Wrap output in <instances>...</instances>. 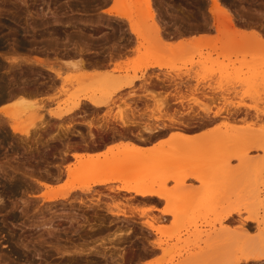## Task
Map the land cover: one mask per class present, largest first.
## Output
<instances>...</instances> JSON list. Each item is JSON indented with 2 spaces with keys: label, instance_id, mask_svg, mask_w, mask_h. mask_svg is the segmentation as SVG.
Wrapping results in <instances>:
<instances>
[{
  "label": "rangeland",
  "instance_id": "rangeland-1",
  "mask_svg": "<svg viewBox=\"0 0 264 264\" xmlns=\"http://www.w3.org/2000/svg\"><path fill=\"white\" fill-rule=\"evenodd\" d=\"M222 1L224 7L233 13L237 27L241 28L244 24L242 27L245 26L247 31L250 28L258 29L264 37V0ZM156 2L155 4H158V0ZM211 3L210 0H159V4L154 5L155 19L160 27H163L161 31L173 30L176 27H180L176 28L177 30L188 29L198 23L201 24L202 31L198 24L196 27L199 29L195 26L192 29L203 33L200 37L219 38L227 35V32L216 30L214 17L209 11ZM143 4L144 0H0V40L7 38L9 42H13L19 38L18 41H20L26 35L25 37L31 41L34 36L33 40L37 43L31 45L34 48L39 44L37 40L44 38L43 41L41 39L40 44L45 45V48H53L55 52L48 55L34 54L47 61L46 70L43 65H40L43 66L42 69L39 68L40 66L35 67L39 70L34 69L39 77L36 76L42 79L44 75L46 78V71L50 67L60 72L59 75L54 72L57 79L52 96L34 98L32 99L34 105L28 108L19 107L13 102L9 104L8 112L16 118L10 120L7 117L8 122L28 128L35 137L38 133H42V127L41 130L39 128L34 130L35 127L43 122L44 125L48 124L49 118L53 117L50 115L51 111L67 107L66 103L72 99L74 92L88 82V80L86 83L77 80L74 78L75 75L77 77L82 73H92L93 68L81 63L83 60L80 48L85 45L83 33L131 31L126 19L102 12L105 7L119 5L120 8L117 7L119 12L129 14L138 22L143 34L152 36L155 33L149 29V24L146 25V22L150 23V21L146 19L145 13H141L142 9H137ZM8 19H12L13 23L10 22V24ZM118 22L119 24L124 23L120 26ZM7 23L9 28L6 27ZM202 23L206 24V29ZM191 28L189 29L192 30ZM161 31L158 32L160 38ZM47 37L52 38L50 43ZM239 37V34H236L235 42L240 41ZM161 39L173 45L170 49L166 47L170 54L182 53L187 59L185 66L181 61H176L174 64L182 67L171 70L178 75H192L196 79V86L202 90L199 97L194 95L189 98L188 104L196 108L200 114H203L201 107L219 111V116H216L212 122L205 125L200 124L199 128L191 131L188 130L193 133L206 129L215 130V132H209V135L204 134L209 137L194 138L193 145L191 144L194 148L190 151V155H195L194 160L202 165L196 168L203 172V179L197 180L189 177L182 180L175 177L168 179L165 183L156 180L153 184L154 188L159 189L160 187V191L167 196L161 208L158 203L152 201L153 199L143 198L132 192L115 190L116 186L121 185L120 182H111L106 184L107 186L96 185L89 192L73 190L66 198L50 202L45 201L46 199L40 194L52 189L53 191L65 189L72 182L79 181L69 176V173L77 168L76 161L73 162L72 159L64 161L61 173L52 172L51 175H56L52 177L53 179L46 180L35 175L38 174L37 171L35 172L36 165L33 156L37 150L34 149L35 146H31L32 151L30 152L27 146H0V264H68V262L69 264H180V262L190 264L191 260L193 264L257 263L252 260L246 262L243 258L248 253L250 244L255 243L254 236L259 235V230L254 224L247 227L246 222L243 221L244 225L240 220L250 214L261 216L264 213V150L248 152L255 158L253 163H249L250 165L240 163L237 159H232L225 164V156L228 154L227 150L230 149L239 150L242 146H264V140L256 143L255 139H252L255 136L264 137V115H261L262 119H256L257 121L253 118L245 121L238 119L247 112L255 113L254 109L248 108V105H256L264 109V76L253 79L248 71L252 67L264 68V46L257 47L254 41L237 43V46L232 39V42L228 43L229 57L223 58L214 53L209 44H205L202 47V56L192 55L193 61L189 63L188 60L192 59L189 54L193 52L197 44L195 41L179 39L176 42H170ZM182 41L184 43L174 47ZM14 43L17 46V43ZM144 47L147 49L145 50ZM68 48H72L73 51ZM178 48H181V52ZM149 49L160 58H173V55L169 54V57L166 55L168 52L162 43L144 42L136 36L134 55L109 65L111 68L107 67L106 70L113 74L125 72L123 76L125 80L133 78L135 71L132 67L136 64L135 60ZM0 50L4 51L1 48ZM64 50L68 51L69 57L66 53L64 55ZM69 51L74 53V55L71 53L72 57ZM161 52H163L162 56ZM22 53L17 52L14 57L24 56L25 53ZM207 53L211 54L212 58L218 57L219 61L223 60L227 65L229 74L222 82V89L218 87L219 74L209 76L205 80L198 77L200 66L197 61L204 59ZM52 55L55 58H51ZM67 60L73 62L72 64L77 63L78 67L71 66ZM0 62L3 61L0 60ZM1 64L0 78L18 71L15 68L7 72V67ZM42 70H44L43 73ZM130 71L133 72L132 76L128 75ZM68 77H71L70 80H65ZM123 88L125 86L117 90L109 102L103 106L104 110L109 111L108 113L105 111V123L114 117L113 106L117 95ZM88 93L87 95L92 96L95 94L94 97L103 96L100 91H94V94L91 91ZM82 97L81 95L79 107L85 101L90 102ZM212 103L215 106H212ZM233 104L246 107L235 108ZM155 105L153 110H161L159 102ZM229 112H232L238 120H230L229 123L233 127L226 130L225 127H219V125L229 121L225 117ZM66 115L56 120L62 121ZM0 116V136L7 135L8 141L23 145L24 143L21 142L26 140L25 135L13 133L9 124L5 120L3 121L5 123L1 121L3 120L1 118H5L4 114L0 113ZM205 144L207 147L213 146L212 154L205 150V153L201 154L194 151L198 147L204 148ZM42 147L45 150L48 146L39 148L42 149ZM219 147H223L224 150L218 152L221 150ZM73 151L75 150H71ZM41 158L43 160L41 164H47V156L44 154ZM62 178L65 180L60 183L58 180ZM36 179L49 182L50 188L39 185ZM79 199L83 200V203H80ZM152 205L158 209L148 211ZM236 206L245 208L240 217L235 214L231 219L229 218L230 221L229 219L219 220L220 210L225 209L224 207ZM164 209L173 211L174 214L163 216L162 210ZM153 217L155 219H152ZM146 221L152 222L159 230H150Z\"/></svg>",
  "mask_w": 264,
  "mask_h": 264
},
{
  "label": "bare ground",
  "instance_id": "bare-ground-1",
  "mask_svg": "<svg viewBox=\"0 0 264 264\" xmlns=\"http://www.w3.org/2000/svg\"><path fill=\"white\" fill-rule=\"evenodd\" d=\"M24 1H26V0H24ZM156 1L155 0H144L143 6L140 5L137 8L138 10L142 9L141 13H145L146 19L148 21H150V23L146 22V25L149 24L148 25L149 29L152 31V33L153 32L155 33L152 36L151 35H147V34L146 35L143 34L141 32V30H140L138 22L136 20H134L129 14H126V12L122 13V11L119 12L118 8H117V7H119V5H113L111 7H105V8L102 9V12L105 13V14H115V15L121 17V18L126 19L128 21V23H129V29L138 38L143 39L144 42L148 41V42L155 43V44L162 43L164 45V47H165V50H166V47L170 49V48H173L172 47L173 45L163 42L162 39L158 36V32L162 30L161 29L162 26L160 27V25L158 24L159 22H157L156 19H155L156 14H155L154 5H158L159 4V0H158V4H155V3H157ZM210 1L212 3H211V7H210L209 11L214 17V21L216 23V25H215L216 26V30L219 31V32L220 31H222V32L225 31V32H227V35H225V36L223 35L222 37H219V38L199 37V38L195 39V43H197V44H195L194 50H193V52H191L189 54V57L192 58V55H194V54H199L200 56H202V47H203V45L209 44V47L211 48V50L214 53H217L218 56H221L223 58H228L229 57L228 50H227L228 46H229L228 43L232 42V39H234V42H235L236 34H239V36H240L239 37L240 41L235 42L236 43L235 45H237V46H238L237 43H243V42H249V41L256 42V46L257 47L258 46L261 47L262 45L264 46V37L260 34L261 32L258 29L256 30L254 28H252V29L250 28V30L247 31L245 29L246 28L245 26L242 27V25H244L242 23H241L242 24L241 28H240L239 25H238L239 27H237L236 24H235L236 19L233 17L234 16L233 13H230L229 10L224 7V5H223L224 3L222 4V2H223L222 0H210ZM259 4H261V3H259ZM263 4H264V2H263ZM120 6L123 7V5H120ZM123 8H125V7H123ZM235 13L237 14V12H235ZM143 16H144V14H143ZM180 19H183V18H180ZM184 19H186V18H184ZM8 21L10 23V22H12V19H8ZM119 22H121V20ZM119 22H118V25H120V24L123 25L122 23H124V22H122V23L119 24ZM190 23H192V22H190ZM195 24H196V22H195ZM197 24L194 25V26L196 27ZM189 25H191V24H189ZM204 25L206 26V24L202 23V26H204ZM7 26L9 28V24L8 23H7L6 27ZM120 26H119V28H120ZM194 26H192V28ZM199 26H200V30H201L202 29L201 28V24ZM28 27H30V26H28ZM174 27H176V26H174ZM176 28H174V30ZM179 28H177V29H179ZM189 28H191V26L188 27V29ZM196 28H198V27H196ZM206 28H207V26L205 27V29ZM203 29H204V27H203ZM120 30H122V28ZM192 30H194V29H192ZM197 31H199V30H197ZM25 32H27V30ZM229 33L230 34L232 33L233 35L232 34L230 35ZM25 36H24L23 40H20V41H18L19 38H17L18 39L17 41H13L14 39L12 38L13 42H9L7 38H4V39L0 40V48L4 49V51L0 50V60L3 61V62H0V63H2L1 65L4 64V66L7 67L6 68L7 72L9 70H14L15 68L18 70V71H15L17 73L11 72V75H5V76H2L0 78V113H3L4 116H5V118L3 116H2L3 118H1V119H3V120H1L2 123L7 122L9 124V126H10L11 131L13 133H18V134H21V135H25V137H26L25 139L26 140L25 139L24 140L26 142L25 141L21 142L22 144L23 143L24 144L20 145V146H27V150L30 152V150L32 149L31 146H33V144H35V141L37 140L36 137L40 138L41 134L40 135L37 134L39 137L38 136L35 137V135L32 134L33 132H30L28 128H22L21 126H19V124L17 125V124H12L11 122H8L9 119L13 120L16 117H14V115H12V114H10L8 112V109H9L8 107L4 106L5 107L4 108L3 105H2V104L5 103V101L14 99L13 103L15 105H17L19 107H22V108H25V107L28 108V107H31V106L34 105V102L30 98L31 97H35V96L38 95V91L37 90H39L40 88L38 87L39 88L38 89L37 87H35V88H37V90L35 88H33L34 83H35V79L39 80L38 73L36 72L37 73L36 74L35 70L39 71L38 69H36V68L39 67L38 65H43L45 67L47 61H44V59H42L40 57H37L38 55L37 56L34 55L37 52L39 53V51L42 52V50H43L42 49V50L38 51V49H40V48H38L36 50L37 45H35L36 46L35 49L32 48L31 45L36 43L35 40H33L34 36L32 35L33 37L31 39V41L33 40V43L29 40L28 37H27L28 40H26L27 38ZM47 38L49 40L48 42L50 43L51 42L50 39L52 40V38H50V39H49V37H47ZM41 39H39V40H41ZM43 39H42V41H43ZM14 42L17 43V46L14 45L15 44ZM37 42L39 44L41 43L38 40H37ZM48 42H45V44L48 43ZM181 43H184V42L182 41L179 44L174 45V47H178V45H180ZM218 43H220L221 45L218 46L217 45ZM42 44H43V42H42ZM226 44H228V45H226ZM42 46H40V47L44 48L45 45H42ZM49 46H50V44H49ZM158 48H160V47L158 46ZM146 49L147 48H145V50ZM178 49L181 52V48H178ZM34 50H36V52ZM46 50H49V49H46ZM46 50H44L43 54H46L45 53ZM161 50L163 52L167 51V50L165 51L163 49H161ZM184 50H185V48H184ZM71 51H73V50H71ZM17 52H23L25 54H24V56L21 55L20 57H18V56L14 57V55ZM33 52H35V53H33ZM163 52L160 53L161 56L163 55ZM47 53H48V51H47ZM65 53H66V56H68L66 51H65ZM65 53H64V55H65ZM74 53H75V51H74ZM74 53L72 52L73 55H74ZM157 53H159V52H157ZM61 54L63 55V53H61ZM70 54H71V52H70ZM72 54L70 55V57H72ZM169 54H170V52H168V54H166V55L168 56ZM174 54H170V55H173V58L164 59V58H160L159 56H156L154 54V51L149 49V50H147V52H144V53H142V54H140L138 56L139 58L137 60H135L136 64L132 68L136 72V71L140 70L143 67L146 68V67H149V66H158V67H162V68L165 67V68H170V69H178V67H182V66L175 65L174 63L176 61H181V63H183L184 66H185V63L187 61V59H185L186 56L184 57V54H182V53L179 54V55H177V53H174ZM175 56L176 57L178 56V57L176 58ZM17 58H19V59H17ZM67 61H69V60H67ZM67 61H66V63H67ZM188 61H189V63H192L193 58L189 59ZM36 63H38V65ZM72 63L70 64L71 66L74 65V67H78L77 63H74V64H72ZM81 63L84 64L83 62H81ZM87 63L88 62H86V64ZM96 63H97V61L93 65L91 64L92 65L91 67H93L94 69H101V70L103 69V71H94V72L89 73V74L88 73H82V74H79V76H77V77L75 75L74 78H76L77 80L79 79L81 82H84V83H86L87 80H88V82L86 84H84L82 87H80V89H78V90H76L74 92V94L71 96V98H72L71 100H69V101L67 100L68 101L66 103V105H68L67 107H65L63 109H60L58 111H56V110L55 111H51V113H50L51 116H53L56 119V118H61L63 115L70 114L71 112H73L75 109H77L79 107V104H80V101H81L80 100L81 99L80 98L81 95L83 96L82 98L88 99L92 105H94L96 107H103L109 102L110 98H112V95H114V93L117 90H119L120 88H122L124 86H127V85H129L131 83L130 81L124 80L123 77H121L119 75H116V74H113L112 72L106 70V68L109 67V65L107 66L104 63L105 64L104 65L105 67H104V66H102L103 63H102V65H98V63L97 64ZM197 63L200 66V70H199V73H198L199 79L205 80L209 76L219 74V77H220L219 83L220 84H219L218 87L222 89V86H223L222 82L224 80H226V78L228 77V74H229L227 65L224 63V61L223 60L219 61L218 57L212 58L211 54L207 53V56H204V59H202V60H198ZM89 64H87V66ZM42 67L40 66L39 68L42 69ZM46 67H45V70H46ZM116 69L118 70L119 68H116ZM47 70H49V71L51 70V71H53V73L55 72V74H58V75L60 73V72H58L57 69L55 70L52 67H50V69L48 68ZM43 71L44 70H42L41 72L43 73ZM248 71L251 74V77L253 79L258 78L261 75L264 76V68L262 69V68L252 67ZM34 73H35L34 76H36V75L38 76V77L36 76L37 78L33 76ZM49 73H48V71H46V74H49ZM44 74H45V72H44ZM51 74H52V72H51ZM46 76H50V75H46ZM50 77H52V76H50ZM50 77L49 78L46 77V78L50 79ZM54 77H56V75ZM53 78L51 79V81L53 80ZM70 78L71 77L65 78V80L66 79L70 80ZM48 79H46V80H48ZM44 80H45V78L43 79V81ZM38 82L39 81H37V83ZM49 83H50V80L48 81V85H49ZM43 84H44V82H43ZM43 84H41V85H43ZM46 84H45V86H46ZM52 84H55V83L53 82ZM35 86H38V85H35ZM52 88H54V87H52ZM44 90L45 89H43V91ZM49 90L52 91L53 89L50 88ZM39 91L42 93V95H43V93L47 92V90H45L46 92H43L41 90H39ZM51 91L50 92L48 91V92L51 93ZM89 91L93 92V94H94V91H100L103 94V96L102 97H94L95 94L93 96L92 95H87V93ZM47 93L45 95H47ZM69 103H71V104H69ZM241 106L243 107L244 105L233 104V107H235V108H239ZM244 107H246V106H244ZM248 108L254 109L255 113L254 114H249L247 112L243 116L239 117L238 119H240L242 121H245L248 118H250V119L253 118V119L256 120V119H260L261 117H263L261 115L262 114L264 115V109H260L256 105H254V106L248 105ZM92 110H94V109H92ZM201 110L207 116H208V114L211 111V109L208 108V107H201ZM103 111H106V109L103 110ZM110 114H112V113H110ZM212 116H214V119H215L216 116H219V111L216 110L215 112H213ZM194 117L196 118V120L200 121V124H204L205 125V124H207L209 122V120L207 118H205L204 116L200 115L197 118V115H195ZM225 117L229 121L226 122V123H224V122L221 123V125H219V127H225L226 130L228 128H232L233 127V125L229 123L230 120L231 121H237L238 120L237 117L235 115H233V114L227 115ZM120 118H121V122L122 121L124 122V119L122 118V116ZM214 119H212V120H214ZM4 120H5V122H3ZM104 120H105V118H104ZM105 124H103V125H105ZM44 126H46V127H44ZM47 126L48 125L47 124L44 125V122H43V123H40L39 126L35 127L34 130H37L38 128L41 130V127L43 129H47L48 128ZM212 131L215 132V130H210V129H206V130L198 131V132H194V133L193 132H188L185 129L184 130H178L176 132L171 133L169 135L170 136L169 139H167L165 141H159L156 145H153V147H149V148H145V147H141V146H135V145H133L131 143H125V144H123V143H119L118 144L117 143V144H113V145L107 146L104 151H99V149L97 150V147H96V150H94L95 149L94 147H93L94 149L92 148V150L90 148V150L87 149V150H84V151H77L76 149H74L75 151L72 152V157L75 159V161L77 163V168L73 169L69 173V176H71V178L73 180L79 179V181L72 182L65 189H61V190H57V191H55V190L53 191V189L50 190V191H44L43 193L40 194V196L43 197L44 199H46L45 201H50V202L52 201L53 202L54 200H57V199L66 198L69 195V193L71 191H73V190H79V191H82V192H89L91 190V188H93L96 185H105V186H107L106 184L111 183V182H120L121 185L116 186L115 190H122V191H126V192H132V193H134V194H136V195H138L140 197H143V198H149V199L155 198V200L153 199L152 201L155 202L156 204L161 202V201H166L167 200V196L163 192L160 191V187H159V189H155L153 184L156 182V180L157 181L161 180L162 181L161 183H165L168 179H174L175 177H179L182 180H184L185 178L188 179L189 177L192 178V179L195 178L197 180L203 179V177H204L203 172L199 171L196 168L197 166H202V165H199L197 163V160L196 161L194 160V158L196 159V157H195V155L191 156L190 155V151H192V148H194V147H191L193 145L192 141L194 140V138L197 139L198 136H201L200 138L209 137L207 135L204 136V134H208L209 132H212ZM212 134L213 133H211V135ZM32 135H33L34 138L31 137ZM4 137H6V136H4ZM249 137H250V135H249ZM253 138L255 139L256 143L263 142V140H264V137L255 136V137H252V139ZM38 142L42 143L41 140L38 141ZM40 143H38V144H40ZM205 146H206V148H205ZM205 146H204V148L203 147H200V148L198 147L194 151L197 152V153H200V154L202 152L205 153V151L207 153L210 152V154H212L213 151H212L211 148L213 146L210 145L209 147H207L206 144H205ZM215 146H216V144H215ZM39 147L40 146H35L34 149L35 150L36 149L39 150ZM67 147H69V146H67ZM89 147H92V146H89ZM81 148H80V150H81ZM219 148H221V150H219L218 152L224 150L223 147H219ZM42 149H43V151H42ZM42 149H40L42 151V153H41L40 150L39 151L36 150L37 154L40 152V154H43V155L45 154L47 156V152L49 153L50 150L48 151V149H47V151H46V149L44 150L43 147H42ZM77 149H78V147H77ZM84 149H86V148H84ZM67 150H65V152ZM250 150H261V151H263L264 150V146H258V145H255V146H242V147H239V150H232V149L227 150L228 154L225 156V160H226L225 164L228 163L232 159H234V160L237 159L240 163H246V164L253 163L254 162L253 160L255 158L252 157V155L251 156L249 155L248 152ZM213 154H215V153H213ZM33 156L35 157V154ZM42 156L39 155V157H42ZM48 159H49V157H48ZM61 160H63V159H61ZM50 163H52V162H50ZM36 166H38L37 163H36ZM39 168H40V166H39ZM39 168H37V169H39ZM44 168H45V166H44ZM60 168H61V166H60ZM41 169H43V168H41ZM46 170H48V169H46ZM49 170L52 171V169H49ZM58 170L59 169H57V170L55 169V172L57 173ZM61 171H62V169L59 170L58 173L59 172L61 173ZM35 172H36V170H35ZM48 172H47V174H48ZM39 173L35 174V175H39ZM43 173H46V172L43 171L41 174H43ZM33 174H29V175H33ZM41 174L39 175V177H42L43 179L47 180V178H48L47 176H49V175L46 176V174H45V176L47 178H44L45 176L43 175L44 176L43 177V176H41ZM49 178H51V177H49ZM49 180H51V179H49ZM36 181H37V183L39 185L47 187V188L48 187L50 188L49 182L41 180V179H39V180L36 179ZM79 202L83 203V200L79 199ZM224 208L225 209H223L222 211L220 210V214H219L220 216L218 217L220 221L228 220L229 218L231 219V217H233L235 214L240 217V215L244 212L243 209H245L242 206H236V207H230V208L224 207ZM157 209L158 208L155 205H152L148 209V211H153V210H157ZM142 213H144V212H142ZM172 214H174L173 211H169L167 209L162 210V215L163 216H168V215H172ZM238 216H236V217H238ZM152 219H155V218L153 217ZM230 219H229V221H230ZM237 221H238V219H237ZM243 221L246 222V226L247 227H250L251 224H254L256 226V228L259 230V235L256 236V237L254 236L255 243H251L250 244L249 251H248V253L245 254L243 259L246 262L252 260L253 262L255 261V263L257 262V263H262L263 264L264 263V213L261 216H260V214H250L247 217H244V219L240 220V222L242 224H244ZM145 223L147 224V227L150 230H152V231H158L159 230L157 228V226H155L152 222L146 221ZM52 233L54 234L53 230H52ZM51 236H53V235H51ZM231 244H233V243H231ZM228 245H229V243H228ZM121 255H123V254L121 253ZM121 258H122V256H121ZM191 261H193V260H191ZM191 261H189L190 264H193V262H191ZM69 263L70 262H68V264ZM180 264H182V263L180 262Z\"/></svg>",
  "mask_w": 264,
  "mask_h": 264
},
{
  "label": "flooded vegetation",
  "instance_id": "flooded-vegetation-1",
  "mask_svg": "<svg viewBox=\"0 0 264 264\" xmlns=\"http://www.w3.org/2000/svg\"><path fill=\"white\" fill-rule=\"evenodd\" d=\"M186 30L187 29L163 30V32H160V36L164 40L176 42L179 39L188 40L197 32L196 30ZM83 38L84 43H86L80 48L82 50L80 53L82 54V60L85 66L90 63L87 67H91L96 61L98 65H102L103 63L102 66L105 64L107 66L113 65L121 59L134 55L133 51L136 44V35L131 31L85 32L83 33ZM38 41L41 42V40ZM40 46L42 45L39 44L36 50L38 48H40L38 51L43 50L42 52H37L38 54L48 55L55 52L53 48H41ZM36 50L34 51L36 52ZM44 50H46V54H43ZM68 50L71 51L72 48H68ZM63 53H65V51ZM50 57L55 58L54 55ZM86 62L88 63L86 64ZM47 71L49 73L51 70ZM51 72L47 74L52 76H47L48 78L50 77V79L45 78L43 81V76L41 77L42 79L39 78V80H37L39 82L41 81L40 83H37V81L34 83L33 88L39 87L40 89H38L41 91L45 89L47 92H50L51 90L49 89H53L51 93H47L44 90L43 92H46L47 95H45L46 93L42 95V93L35 88L38 91L39 98H47L53 95L56 87L55 79L57 78L54 77L53 71ZM116 75L123 77L125 76V72H116ZM128 75L132 76L133 72L130 71ZM133 76V78L127 79V81L131 83L125 86L116 97L113 111L115 118H111L106 124L103 107H96L90 102L82 103L75 111L66 115L62 121H57L54 117L49 118L47 124L48 128L43 129L42 133H38V135L41 134V139L36 137L37 140L35 144H33V146H48L47 149L48 151L50 150L49 153L47 152V159L49 157L47 164H41L43 160L39 155L42 156L43 154H40V152L38 153L39 155L37 154V151L41 148L35 153V162L38 165L36 166V171L38 173L40 172L39 175L44 171L46 173L41 174V176H45L46 174V176H49H47L48 178L43 176L44 178L48 180L53 179L52 177L54 176H52L51 173L55 172V169L61 170L60 166L64 167V161L73 159L72 152L70 151L72 149L80 150L82 147L81 150H90V148L92 150L94 147L95 149H93L96 150V147L97 149H101L105 146H109V144L121 142H131L134 144H138L139 142L140 144H147L157 140L160 136L169 135L178 130L185 129L188 131L199 128L200 121L196 120L194 117L195 115H197V118L200 115L204 116L209 120L208 123L213 121L212 119H214V116H212V114L216 110H211L207 116L204 112L203 114L197 112L196 108L189 105L187 102L189 98H192L194 95L199 97L202 93L200 87L196 86V79L192 75H178L175 71L165 67L149 66L136 71ZM52 78L54 81H51ZM49 80L51 83H49L50 86L48 85ZM53 82L55 84H52ZM156 101L159 102L161 106V110L159 111L153 110L156 106ZM212 106L215 105L212 103ZM231 114L232 112L227 113V115ZM121 116L124 122H121ZM7 138V135L0 136V140L2 141L0 146H20L17 143L13 144L11 141H8ZM39 139L42 143L38 142L40 141ZM65 150L67 151L65 152ZM49 169H52V171Z\"/></svg>",
  "mask_w": 264,
  "mask_h": 264
},
{
  "label": "crops",
  "instance_id": "crops-1",
  "mask_svg": "<svg viewBox=\"0 0 264 264\" xmlns=\"http://www.w3.org/2000/svg\"><path fill=\"white\" fill-rule=\"evenodd\" d=\"M201 34H203V33H201V32H195L194 33V36L193 37H191V38H189V39H191L192 40V42H194L195 41V39L196 38H199L200 36H201ZM188 39V40H189ZM37 65H38V63H36ZM39 66V65H38ZM94 71H103V70H101V69H94L93 68V70H91V72H94ZM39 97V95H37V96H35V97H31L30 99L32 100V99H34V98H38ZM14 101V99H11V100H8V101H5V103L4 104H2L3 105V107L4 106H8L9 104H11L12 102ZM1 105V106H2ZM5 108V107H4ZM170 135V134H169ZM169 135H165V136H161L160 138H158L157 140H155V141H153V142H151V143H147V144H135L136 146H141V147H145V148H149V147H153V145H156L159 141H165V140H167V139H169ZM107 146H105V147H103V148H101V149H99V151H104L105 150V148H106ZM98 150V149H97ZM73 160V162L75 161V159L73 158L72 159ZM65 180V178H62V179H60V180H58V181H60V183H62L63 181ZM154 200H155V198H153ZM160 203V204H159ZM158 203V205H159V207L161 208L162 206H163V204H164V201H161V202H159Z\"/></svg>",
  "mask_w": 264,
  "mask_h": 264
}]
</instances>
